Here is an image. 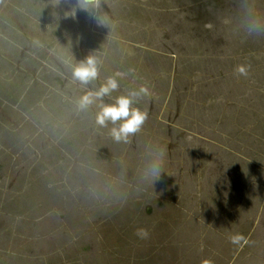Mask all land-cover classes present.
Listing matches in <instances>:
<instances>
[{
	"label": "rangeland",
	"instance_id": "374dc122",
	"mask_svg": "<svg viewBox=\"0 0 264 264\" xmlns=\"http://www.w3.org/2000/svg\"><path fill=\"white\" fill-rule=\"evenodd\" d=\"M96 3L0 0V264H264V0ZM109 77L152 93L127 143L77 105Z\"/></svg>",
	"mask_w": 264,
	"mask_h": 264
},
{
	"label": "clouds",
	"instance_id": "9594fccd",
	"mask_svg": "<svg viewBox=\"0 0 264 264\" xmlns=\"http://www.w3.org/2000/svg\"><path fill=\"white\" fill-rule=\"evenodd\" d=\"M85 4L93 5L98 8L96 0H84ZM247 29L250 34L259 33L264 30V16L253 14L247 22ZM240 74H245L243 67L239 68ZM99 75L98 64L95 57H87L72 68V78L81 85H87L95 81ZM117 76H123L118 73ZM119 88L117 78L109 77L95 91H88L82 95L77 105L80 110H87L90 106L96 105L98 111L95 114V123L103 128L108 124H112L110 136L115 142L127 143L129 138L140 131L144 122L148 119L147 111H142L138 107H134L139 100L145 97H151V91L141 86L137 90L129 91L126 95H121L115 98L111 104H105L104 97H108ZM167 154L166 147L157 149L154 157L148 163L145 176L152 180H158L163 171L165 157ZM136 235L141 238H147L148 233L144 229H138ZM242 237L235 236L231 238V243L238 244Z\"/></svg>",
	"mask_w": 264,
	"mask_h": 264
}]
</instances>
